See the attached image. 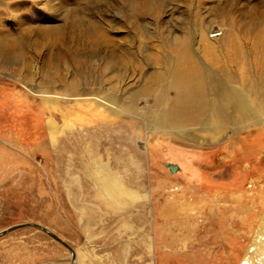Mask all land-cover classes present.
I'll list each match as a JSON object with an SVG mask.
<instances>
[{
  "label": "rangeland",
  "instance_id": "rangeland-1",
  "mask_svg": "<svg viewBox=\"0 0 264 264\" xmlns=\"http://www.w3.org/2000/svg\"><path fill=\"white\" fill-rule=\"evenodd\" d=\"M72 17L93 44L0 40V264H264V0H0L3 35ZM184 44L250 115L155 126Z\"/></svg>",
  "mask_w": 264,
  "mask_h": 264
},
{
  "label": "bare ground",
  "instance_id": "bare-ground-1",
  "mask_svg": "<svg viewBox=\"0 0 264 264\" xmlns=\"http://www.w3.org/2000/svg\"><path fill=\"white\" fill-rule=\"evenodd\" d=\"M65 21H67V25L66 28H63L68 30L66 35L60 33L61 30L58 32L59 29H55V32L48 31L47 33L37 27L28 29L25 27L26 22L21 24L23 22V20H21L20 24L22 26L17 24L19 26L16 29V34H0V40L1 42H5V46L3 47L5 51L7 50V52L21 48L26 43L23 40V38H25L24 36L27 38H32V36H35L37 40L40 39L42 41L48 39V41L51 43V46L55 47L56 50H58L60 46L62 47L64 45L70 47L71 45L73 46L76 44L86 46L93 44V40H91L89 35V30L83 28L85 27L84 25L78 26L76 28V26L73 24L75 22L74 17L71 19L66 18ZM220 35L221 34H215L211 37ZM34 41L31 42L34 43ZM37 44H39V42ZM209 48L210 47H208V49ZM229 48L230 50L227 54V56L230 58L229 64H226L224 67H222L215 58L212 59V62L215 66H217L219 71L230 77L231 75H236V72H242L241 70H243V68L242 66L238 65L239 63L236 62L239 61L240 57L242 58L241 49H239V47H232L231 45ZM64 50H66L65 53L72 55L70 49L67 48ZM212 51L207 50L209 55L212 54ZM175 52L176 57L171 67L163 68L158 74H155L154 76L152 74V76H150L152 77V82L150 84L153 85V87L161 89L163 96H165V94H167L169 91H173L175 93V99L171 102L173 103V106L171 107L170 113L165 114L158 111L153 114L154 124L158 129L171 127L178 130L183 135L188 136L186 133L187 127L190 124H201L202 120L206 116V113H211L214 121L215 119L225 120L223 118L224 116L222 117L220 111L223 107L228 110H236L237 113L240 114L238 116L241 118H246L248 115H250L247 103L243 99L239 100V96L237 95L238 92L232 89L234 86L219 81V79L216 78L217 76H215L213 73H209V70L204 68L199 61L193 59L190 56V53L188 54V47L185 46V44L177 47ZM62 53L60 52L61 55ZM166 77L171 79L170 82H166ZM159 100L160 101H157L156 104L161 103L162 99ZM128 108L133 109L134 104L132 103V105H129ZM230 119L232 118H228L227 120L231 121ZM47 127L51 135L57 134V127L53 121H48ZM194 136L192 137L194 138ZM256 235V241L260 242L264 239V230L258 231Z\"/></svg>",
  "mask_w": 264,
  "mask_h": 264
},
{
  "label": "water",
  "instance_id": "water-1",
  "mask_svg": "<svg viewBox=\"0 0 264 264\" xmlns=\"http://www.w3.org/2000/svg\"><path fill=\"white\" fill-rule=\"evenodd\" d=\"M167 168L169 169V171L171 173H174L177 170V167L175 165H167ZM33 227H36L42 231H44L45 233H47L48 235H50L51 237H53L56 241H58L59 243H61L62 245H64L65 247H67L69 250H71L69 248V246L65 245V243H63L59 238L55 237L53 234H51L49 231H47L45 228L40 227L39 225H32Z\"/></svg>",
  "mask_w": 264,
  "mask_h": 264
}]
</instances>
